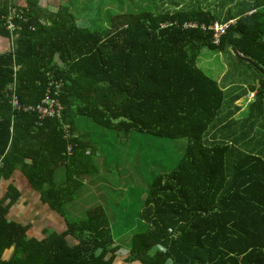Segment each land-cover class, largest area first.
I'll return each instance as SVG.
<instances>
[{
	"label": "trees",
	"instance_id": "16d2710c",
	"mask_svg": "<svg viewBox=\"0 0 264 264\" xmlns=\"http://www.w3.org/2000/svg\"><path fill=\"white\" fill-rule=\"evenodd\" d=\"M224 4L220 15L125 13L91 30L67 5L0 0V38L12 45L0 53V264H264V127L247 122L255 106L264 115V74L245 117L211 127L225 90L198 66L204 50L234 49L264 70V0ZM50 83L60 117L12 106L13 95L38 104ZM104 130L187 140L177 168L137 201L130 233L119 227L129 209L110 216L89 193ZM22 187L32 223L10 218Z\"/></svg>",
	"mask_w": 264,
	"mask_h": 264
},
{
	"label": "rangeland",
	"instance_id": "374dc122",
	"mask_svg": "<svg viewBox=\"0 0 264 264\" xmlns=\"http://www.w3.org/2000/svg\"><path fill=\"white\" fill-rule=\"evenodd\" d=\"M40 1L44 8L51 11H56L59 4L69 6L71 13L79 21L78 23H83L80 25L91 30H104L111 17L125 13L153 10L155 14H161L199 7L220 15L228 7L224 4L225 0H57L59 3L56 0ZM93 20L95 22L91 23ZM6 43L9 44L10 41H6ZM10 48L6 46V50ZM2 49L5 50V48ZM198 60L200 70L217 81L219 87L225 90L224 102L211 122V127L220 125L223 120H227L230 113H233L232 119L235 120H241L242 117H245L248 104L255 100L256 92L251 93V91L259 85L261 73L264 74V70L261 71L260 66L258 68L250 63L233 61L229 51L219 53L204 50ZM253 63L257 65L254 61ZM9 89L11 90V87ZM234 95L242 98L233 103L231 101L230 104V98ZM253 109L256 111L248 119V124L254 125L261 121L264 127V115L259 114L257 106ZM88 130L91 131V129ZM103 133L107 134V143L100 145L102 148L101 160L94 158L96 167L93 169L94 173L89 174L92 177L97 176V179L95 183L89 180L90 188L87 184L85 188L87 190L89 188L92 201L102 204L110 216L120 213L123 216L125 209H129L132 215L124 218L119 223V227L130 233L136 228L138 229L137 213L140 202L148 193V187L156 176L170 173L177 168V164L186 150L187 140L159 138V136L150 133L135 131L116 134L104 130ZM261 136L264 140V131ZM208 138L210 139L209 135ZM101 161L102 165L105 166L103 171L98 167V163ZM119 189L124 190V192L119 191L118 193ZM2 190H0V197ZM22 190V196L11 209L10 218L18 221L34 220L32 213L35 204H33L32 196H30L32 192L31 190L25 191L23 187ZM121 196L125 199L123 200ZM138 200L140 202H137ZM58 221L61 219L50 217L45 225L57 226ZM118 253L119 256L123 257L127 251L123 248ZM9 255L10 252H7L4 258H8ZM116 264H123V262L120 259Z\"/></svg>",
	"mask_w": 264,
	"mask_h": 264
},
{
	"label": "built area",
	"instance_id": "2783aa9c",
	"mask_svg": "<svg viewBox=\"0 0 264 264\" xmlns=\"http://www.w3.org/2000/svg\"><path fill=\"white\" fill-rule=\"evenodd\" d=\"M188 27H196V24H186ZM10 29H13L12 25H9ZM214 29L215 33L217 36L223 35L225 26L224 25H218L217 23L214 24ZM52 86L53 84L50 83L49 90L46 94V97L39 102L36 105L30 104V105H23L19 106L17 102V98L15 95L11 97V103L13 107H22L24 110H29V109H35L39 113V118L44 119L46 117H60L61 112H62V105L60 101L55 97L56 95L58 96V91L54 93L55 96H52ZM68 153L71 152L70 146L67 148Z\"/></svg>",
	"mask_w": 264,
	"mask_h": 264
},
{
	"label": "water",
	"instance_id": "95a60500",
	"mask_svg": "<svg viewBox=\"0 0 264 264\" xmlns=\"http://www.w3.org/2000/svg\"><path fill=\"white\" fill-rule=\"evenodd\" d=\"M231 52L233 55L232 57L235 61L236 60L245 61V62L250 63V64L254 65L255 67L259 68V66L255 65L252 60L242 57L238 51L232 49ZM259 69L262 71V68H259Z\"/></svg>",
	"mask_w": 264,
	"mask_h": 264
},
{
	"label": "crops",
	"instance_id": "0c3cea01",
	"mask_svg": "<svg viewBox=\"0 0 264 264\" xmlns=\"http://www.w3.org/2000/svg\"><path fill=\"white\" fill-rule=\"evenodd\" d=\"M6 41H9V40L0 38V53H4V52L8 51V50H6V46L12 47V45L10 44L11 42L8 44V43H6ZM2 48H5V50H3ZM232 117H233V115H232ZM210 132H209V135H210ZM28 221H30L32 223V220H28Z\"/></svg>",
	"mask_w": 264,
	"mask_h": 264
}]
</instances>
